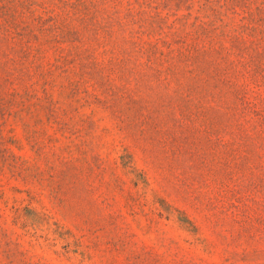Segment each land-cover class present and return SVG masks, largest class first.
Here are the masks:
<instances>
[{
    "label": "rangeland",
    "instance_id": "374dc122",
    "mask_svg": "<svg viewBox=\"0 0 264 264\" xmlns=\"http://www.w3.org/2000/svg\"><path fill=\"white\" fill-rule=\"evenodd\" d=\"M0 264H264V0H0Z\"/></svg>",
    "mask_w": 264,
    "mask_h": 264
}]
</instances>
